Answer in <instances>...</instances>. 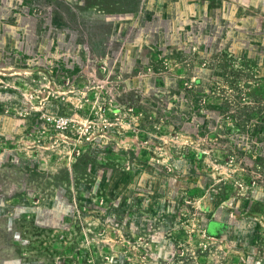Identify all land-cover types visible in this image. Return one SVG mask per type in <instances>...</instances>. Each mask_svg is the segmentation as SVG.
Listing matches in <instances>:
<instances>
[{"label": "rangeland", "instance_id": "374dc122", "mask_svg": "<svg viewBox=\"0 0 264 264\" xmlns=\"http://www.w3.org/2000/svg\"><path fill=\"white\" fill-rule=\"evenodd\" d=\"M256 91L264 0H0V264H264Z\"/></svg>", "mask_w": 264, "mask_h": 264}, {"label": "trees", "instance_id": "16d2710c", "mask_svg": "<svg viewBox=\"0 0 264 264\" xmlns=\"http://www.w3.org/2000/svg\"><path fill=\"white\" fill-rule=\"evenodd\" d=\"M208 1H216V0H208ZM260 36V38L263 40V35H259ZM220 71V70H219ZM220 77H219V80L221 81V83L222 82H225V80H224V78H225V74L224 73H222L221 71H220ZM195 83H199V81H195ZM214 89H213V93L214 92H217V93H221V92H223V91H219V89L217 88V87H213ZM185 95H186V99L188 100V103H189V105L191 106V109H192V112L191 113H194L198 108H202V112L203 113H206V115H208L209 117H211V114L209 113V109H211V106H213V105H211L209 102H208V97H200V96H198V98H196V99H198V100H195L194 99V95L192 94V93H197V86L196 85H191L190 87H188L187 89H185V88H182L181 86H180V88H179ZM217 90V91H216ZM258 92L259 91H256V94L255 93H252V95H254V96H252L251 94H250V98L248 97V96H246V97H244L243 99H246V98H248L249 99V101L247 102L248 104H252V105H254L255 106V108L257 109V110H259V112H257V113H253V114H255V116L257 117V118H259V117H262V118H264V113H262L261 111L262 110H264V107L263 106H261V104H260V101L258 100V98L259 97H257L258 95ZM199 94V93H198ZM261 96V95H260ZM247 99V100H248ZM210 100H212V97H211V99ZM217 108H214V109H218L219 108V110H222L220 107H221V105H218V106H216ZM238 109H239V106L237 107ZM227 117L229 118V121L228 122H233L232 120H233V117L231 116V115H227ZM235 119V118H234ZM252 119H254V118H252ZM256 121H260V120H255V122ZM237 126H241L240 125V123L238 122L237 124H236ZM201 126H202V124H201ZM242 128V127H241ZM199 130H201V129H199ZM201 131H198V133L199 134H201L200 133Z\"/></svg>", "mask_w": 264, "mask_h": 264}, {"label": "crops", "instance_id": "0c3cea01", "mask_svg": "<svg viewBox=\"0 0 264 264\" xmlns=\"http://www.w3.org/2000/svg\"><path fill=\"white\" fill-rule=\"evenodd\" d=\"M249 34V33H248ZM237 35V34H236ZM231 36H233L232 34H231ZM238 37H239V35H238ZM242 38H244V36H242ZM246 38V37H245ZM227 39H229V43H228V47H229V45L230 44H232L231 42V40L232 39H234V38H232V37H229V38H227ZM240 40V39H239ZM242 42V41H241ZM198 44H197V46H198V48L202 51H205V48H206V44H205V42H204V39H201V40H199L198 42H197ZM225 49H228V48H226L225 47ZM199 77H201V80L199 81L200 83H202L203 81H205V83H206V85H208V84H210L211 83V79L214 77V74H213V72L212 71H207V70H204V71H202L201 73H199ZM205 85V86H206ZM174 90V89H173ZM176 90V89H175ZM177 90H180V89H178L177 88ZM176 90V91H177ZM178 94V96L181 98H183V96H185V99H186V95L181 91V93H177ZM186 101H188L187 99H186ZM211 114V117H213V116H215V114L214 115H212V113H210ZM216 118V117H215ZM200 124H203V120H201V122H200Z\"/></svg>", "mask_w": 264, "mask_h": 264}]
</instances>
